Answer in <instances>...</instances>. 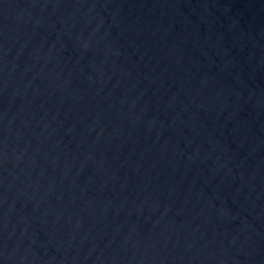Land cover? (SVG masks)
I'll list each match as a JSON object with an SVG mask.
<instances>
[{
  "label": "water",
  "instance_id": "obj_1",
  "mask_svg": "<svg viewBox=\"0 0 264 264\" xmlns=\"http://www.w3.org/2000/svg\"><path fill=\"white\" fill-rule=\"evenodd\" d=\"M264 0H0V264H210Z\"/></svg>",
  "mask_w": 264,
  "mask_h": 264
}]
</instances>
